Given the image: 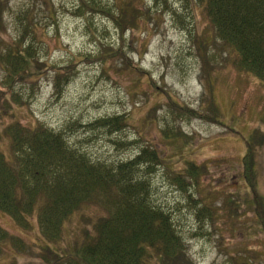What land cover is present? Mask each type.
Here are the masks:
<instances>
[{
	"label": "rangeland",
	"instance_id": "rangeland-1",
	"mask_svg": "<svg viewBox=\"0 0 264 264\" xmlns=\"http://www.w3.org/2000/svg\"><path fill=\"white\" fill-rule=\"evenodd\" d=\"M3 1L0 53L24 36L27 44L33 43L35 57L46 64L43 75L34 78L38 88L29 103L14 106V120L31 129L43 123L63 132L91 162L110 167L133 160L144 147L156 150L162 165L146 175L148 163L143 164L141 176L150 182L152 204L171 215L188 250V263L264 264V231L241 177L244 137L233 132L249 135L256 128L264 131V86L240 71L238 55L219 38L199 1ZM93 1L118 15L127 3L136 12L138 9L135 30L125 32L123 41L108 12H88L81 17V11ZM132 9L128 10L130 15L134 14ZM130 21L131 17L127 24H132ZM120 49L138 69L125 65L121 57L109 58ZM99 55L106 59L96 60ZM203 58L210 59L207 72L203 71ZM73 65L57 90L56 73ZM30 87V83H23L16 91L26 97ZM209 89L223 124L181 119L170 110L171 98L183 107L210 115ZM116 116L123 117L128 126L120 131L95 127L100 119ZM9 123L6 119L4 125ZM7 146L3 150L11 158ZM258 152V186L264 197V146ZM187 161L209 169L198 185L190 178L185 186L175 181ZM229 198L234 202L232 208L227 204ZM203 207L210 208L209 215L199 212ZM109 214L107 205L99 200L84 204L66 222L62 239L53 246L73 248ZM0 225L26 244V250L32 248L24 252L15 242L7 243L0 264H41L36 255L42 242L36 215L29 231L1 211ZM151 255L145 264H183L153 252Z\"/></svg>",
	"mask_w": 264,
	"mask_h": 264
},
{
	"label": "trees",
	"instance_id": "trees-1",
	"mask_svg": "<svg viewBox=\"0 0 264 264\" xmlns=\"http://www.w3.org/2000/svg\"><path fill=\"white\" fill-rule=\"evenodd\" d=\"M198 1L219 38L238 55L240 71L251 74L264 85V0ZM0 4L4 5V1L0 0ZM87 4L89 7L85 12L81 11V17H86L88 12H108L107 17L121 32V40L124 41L125 32L135 30L134 21L140 11L136 9V12L130 4H125L120 15L116 11L112 13L111 8L100 2ZM130 9L133 15H130ZM130 17L132 24H127ZM24 40L23 36L0 53V127L3 126L0 131V211L25 230L33 227L36 215L43 240L36 249L42 264H145L153 257L152 252L164 260L189 264L188 250L171 215L152 204L150 182L141 176L143 164L148 163L146 175L153 172L154 166L162 165L159 152L144 147L133 160L110 167L102 162H91L85 153L69 143L63 132L51 130L43 123L31 129L14 120V106L29 103L38 88L34 78L42 76L46 67L35 57L33 43L27 44ZM111 54L113 56L109 58L121 57L125 65L134 67L125 51L123 53L120 49ZM105 59L102 55L96 57L98 61ZM209 66L210 59L203 58V71L207 72ZM72 68L74 65L56 73L57 90L62 88L61 78L69 76ZM23 83L31 84V93L26 97L16 91V87ZM151 83L156 86L152 80ZM155 89L168 95L164 89ZM213 99L211 93L210 115L183 107L171 98L169 107L181 119L222 123L218 104ZM262 116L264 124V114ZM6 119L10 123L4 125ZM126 126L127 121L120 116L102 118L95 123L97 129L116 131ZM164 134L167 139L171 137L167 130ZM244 142L246 151L241 159V177L248 194L252 195L258 225L264 231V197L258 186V151L264 146V131L254 129L244 137ZM3 146L9 147L11 158ZM208 173L207 165L187 161L185 169L175 175V181L185 186L190 178L198 185ZM92 200L105 203L110 210L109 216L100 218L93 233L86 234L73 248L59 250L53 247V243L62 239L70 217ZM226 200L232 208L234 202L230 198ZM200 211L209 215L211 210L203 207ZM7 240L22 249L25 247L0 225V255L4 249L2 243Z\"/></svg>",
	"mask_w": 264,
	"mask_h": 264
},
{
	"label": "bare ground",
	"instance_id": "bare-ground-1",
	"mask_svg": "<svg viewBox=\"0 0 264 264\" xmlns=\"http://www.w3.org/2000/svg\"><path fill=\"white\" fill-rule=\"evenodd\" d=\"M232 49V48H231ZM232 51H233V49H232Z\"/></svg>",
	"mask_w": 264,
	"mask_h": 264
}]
</instances>
